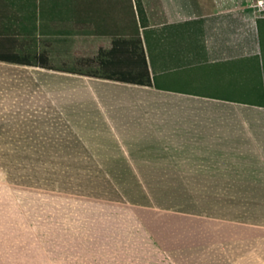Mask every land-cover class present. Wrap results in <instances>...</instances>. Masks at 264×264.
I'll return each instance as SVG.
<instances>
[{
	"label": "rangeland",
	"instance_id": "1",
	"mask_svg": "<svg viewBox=\"0 0 264 264\" xmlns=\"http://www.w3.org/2000/svg\"><path fill=\"white\" fill-rule=\"evenodd\" d=\"M7 1L18 52L54 68L0 63V264H252L243 256L264 250L263 193L102 177L80 151L95 91L108 102L120 87L74 71L98 70L110 37L139 33L131 0Z\"/></svg>",
	"mask_w": 264,
	"mask_h": 264
},
{
	"label": "crops",
	"instance_id": "2",
	"mask_svg": "<svg viewBox=\"0 0 264 264\" xmlns=\"http://www.w3.org/2000/svg\"><path fill=\"white\" fill-rule=\"evenodd\" d=\"M140 1L145 25L126 38L141 39L152 84L93 76L120 89L108 102L95 91L94 117L77 128L92 170L108 178L191 179L189 188L264 194V7L258 0ZM10 16L8 1L0 0L1 23L19 38L7 24ZM172 71H179L176 77L167 76ZM157 75H163L158 82ZM174 79L204 80L211 90L173 86ZM229 83L238 94L225 91ZM243 257L264 264V250Z\"/></svg>",
	"mask_w": 264,
	"mask_h": 264
},
{
	"label": "trees",
	"instance_id": "3",
	"mask_svg": "<svg viewBox=\"0 0 264 264\" xmlns=\"http://www.w3.org/2000/svg\"><path fill=\"white\" fill-rule=\"evenodd\" d=\"M134 10L141 20V26L145 25L144 8L140 0L135 1ZM16 34L11 28L5 29L0 17V60L54 68L48 64L46 56L42 53L35 55V61L25 54H20L16 48L21 45V41ZM98 54V70L74 72L109 79L152 84L146 54L141 47V39L139 37H114L111 41V46L108 49L100 47Z\"/></svg>",
	"mask_w": 264,
	"mask_h": 264
},
{
	"label": "built area",
	"instance_id": "4",
	"mask_svg": "<svg viewBox=\"0 0 264 264\" xmlns=\"http://www.w3.org/2000/svg\"><path fill=\"white\" fill-rule=\"evenodd\" d=\"M258 4L264 7V0H258Z\"/></svg>",
	"mask_w": 264,
	"mask_h": 264
}]
</instances>
